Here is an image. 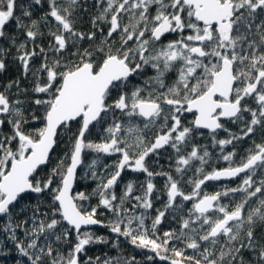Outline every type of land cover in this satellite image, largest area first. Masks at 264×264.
Masks as SVG:
<instances>
[{
  "label": "snow or ice",
  "instance_id": "6c2138e0",
  "mask_svg": "<svg viewBox=\"0 0 264 264\" xmlns=\"http://www.w3.org/2000/svg\"><path fill=\"white\" fill-rule=\"evenodd\" d=\"M94 6L98 11L90 21L92 30L85 32L75 26L79 0H64L63 4L49 0L43 19L49 22L52 18L56 30L49 32L46 51L34 44L42 35L38 22L24 25L15 16L16 0H0V38L6 36V26L12 20L17 28L26 29L27 40L17 46L16 58L24 74L31 73L35 81L31 91L37 95L31 103L43 108L42 115L33 112L30 117L41 125L27 130L26 101L12 100L9 95L19 81L0 91V127L10 125V134L0 132L3 231L11 234L31 264H81L80 254L86 246L106 242L86 230L91 225L108 227L136 248L150 250L170 264H245L244 250L254 252L257 264H264V235H256L257 225H264V178L255 179L257 170L264 171V142H254L239 164L233 160L235 150L223 151L226 145L253 134L256 126L264 131V0H94ZM101 25L107 27L106 35ZM166 34L177 38L162 43ZM84 40L89 41L88 47L82 46ZM27 41L34 46L29 48ZM69 48L73 51L66 56ZM37 56L41 62L33 68L31 61ZM5 67L0 59V71ZM146 67L155 74L126 91L130 79ZM170 73L175 79L166 83ZM116 112L126 119L116 118ZM186 114L192 116L187 123ZM109 117L112 123L102 129L106 135L98 142L89 140L91 128L102 126ZM136 118L142 119V127L134 122ZM223 121L242 124L241 134L229 132L228 138L217 140V130L228 132ZM74 122L79 123L75 131L71 127ZM202 130H208L213 143L220 146L227 167L205 172L210 154L203 146L191 144V150L184 153ZM152 131L155 134L149 139ZM63 134L68 135V150L47 175L38 176ZM166 148L176 153L175 171L181 176L193 161H199L195 178L187 181L191 192L186 194L181 180L170 173L149 169L148 158ZM88 150L98 154L88 165L98 183L91 194L74 192L77 169ZM117 153V161L104 165L101 173L96 171L99 154ZM126 169L146 174L139 185L141 194L133 195L137 186L129 181L117 196L114 189ZM241 174L244 178L236 187L203 191L208 181ZM158 175L166 177L167 202L156 210L149 229L145 212L153 207L157 190L153 178ZM237 193L242 198L233 206L220 203L222 197ZM31 194H35L36 203H21ZM45 195L50 200L47 205L42 199ZM91 195L99 197L98 204L85 207L82 202L89 201ZM177 198L193 202L188 218H180L179 231L160 235L157 226L166 213L170 209L183 211ZM129 201H135L131 208L125 206ZM100 207L114 219L107 223L98 219ZM137 208L145 211L136 214ZM21 214H26L25 218L17 220ZM18 229L25 239L18 240ZM73 232L75 243L65 254L60 247L69 243ZM178 243L183 247H177ZM187 249L195 254L187 255ZM85 264L101 262L99 257L95 262L89 257ZM103 264L139 262L135 257H115Z\"/></svg>",
  "mask_w": 264,
  "mask_h": 264
},
{
  "label": "trees",
  "instance_id": "16d2710c",
  "mask_svg": "<svg viewBox=\"0 0 264 264\" xmlns=\"http://www.w3.org/2000/svg\"><path fill=\"white\" fill-rule=\"evenodd\" d=\"M60 3H64V0H60ZM80 7L74 13L75 26L80 31H91V18L97 14L98 9L94 6V0H79ZM86 9V11H85ZM24 11L29 12L30 16H24ZM49 11V0H41L39 4L35 3V0H16V9L15 16L20 17L21 22L24 25H30L33 20L38 22L39 31L42 33L41 36H38L36 41L34 42L35 46L44 47L45 50H48L49 43L51 41V36L49 35L50 30H56V23L52 18H49V22H46L43 17ZM154 13V12H153ZM6 36L0 38V49L4 51L0 53V59L5 61V69L0 71V91H4L6 86L13 81H19L18 86H13L9 90V95L12 100L21 99L26 101V116L29 117V122L26 125L27 130H32L41 125V121H33L30 119L31 114L34 112L37 116L42 115L43 108L39 106H35L31 103L32 99L37 95L32 93L31 89L34 85V79L31 73L28 75L24 74L22 65L20 61L16 58L18 56L17 46L20 43L26 42L27 38L25 35L26 29H20L16 27L15 20L9 22L5 29ZM101 37L97 33V41H99ZM15 40V44L13 43ZM28 47L32 48L34 46L33 42L27 41ZM83 47L89 46V41L84 40L81 42ZM73 49L69 48L68 52L65 55H69ZM41 62V57L37 56L31 61L33 68H38ZM155 73L151 68H145L142 74L135 75L130 79L129 87L125 89L130 92L133 86L143 85L144 81L153 76ZM175 79L174 73H170L166 79V83H171ZM27 89L26 93H23L22 90ZM115 95V93H113ZM116 118L124 120L121 113L116 112ZM246 119L248 116L246 115ZM192 116L190 114H186L184 117L185 123L190 121ZM135 123H139L141 127L143 126V121L141 118H136ZM112 123L111 117L107 118L106 122L101 126L97 124L95 127H92L87 138L92 141L98 142L104 135L103 128H106L108 124ZM225 128L228 129V132L224 130H219L215 133L216 139H225L228 138L229 132L240 135L241 129L243 127L240 123H232L231 121H224ZM72 129L75 131L79 127L78 122H74L72 124ZM0 132L5 134H10V125L5 123L1 128ZM196 133L191 143L187 145L184 149V153L191 150V144H196L199 146H203L209 152V157L207 158L208 163L204 166L205 172H210L213 168H223L228 166V162L223 161L221 158V148L219 145H215L212 140V136L210 133L202 132ZM155 134L154 131L149 132V139ZM262 143L264 142V131H261L260 126H256V129L253 134L248 137H245L241 140H236L231 145H226L224 147V153L232 152L235 150L236 155L233 157V160L236 164H239L243 158H245L248 154V150L253 147V143ZM69 140L68 135L63 134L58 138V143L54 148V151L51 154V160L46 165L43 166L39 172L38 176L47 175L50 169L55 166L58 159L64 156V153L69 148ZM96 153L88 150L84 154V163L80 166L77 173V180L74 186V192H86L91 194L93 190L96 188L98 183L97 180L91 177V174L87 177H82V169L93 159L97 158ZM119 159V154H99V163L96 166V171L101 173L103 171L104 165L111 166L115 161ZM148 167L153 172H167L170 173L174 178L181 180V188L187 194L191 192L192 185L188 184L187 181L189 178H195V169L199 167V161H193L191 166L187 168V170L181 174L175 171L176 168V153L171 148H166L160 150L158 155H151L147 160ZM261 178H264V171L257 170V174L255 179L259 181ZM146 180V174L138 173L133 171L125 170L122 173L121 179L118 185L115 187V192L117 196L122 194L124 186L129 181H134L137 188L133 195H139V185L144 183ZM166 177L163 175H158L153 178V183L156 185V191L153 194V207L150 210L145 212L146 216V227L151 228L152 219L156 215L157 209H163L164 204L167 202V194L165 189ZM238 186L237 180L231 182H208L202 186L204 192L214 193L216 191H222L225 188H232ZM259 195V194H258ZM35 194H31L24 199L21 200V203L34 204L37 202L34 199ZM242 198L241 193L230 194L227 197H222L220 203L229 205V207L233 206L236 202H238ZM45 202V205L50 203L47 195L42 197ZM99 197L96 195H91L90 200L87 202H82L85 207L88 205L96 206L98 204ZM135 201H129L126 203V207L131 208L132 204ZM177 203L183 204V211L176 213L174 210H169L165 217L163 218L160 225L157 226L158 234L162 235L165 231H169L172 229H176L179 231L180 224L179 220L181 217L188 218V209L191 208V201H181L180 198L177 199ZM252 204H255V199H253ZM46 210V208L44 209ZM145 210L137 208L135 210L136 214H140ZM26 214H21L19 217H16L17 220H23ZM212 215H215L212 213ZM175 217V218H174ZM50 218V217H49ZM97 218L107 223V221L114 219L111 212L106 210L103 207H100L97 211ZM5 220H0V264H31V260L24 256L19 249L16 247V242H14L10 236V233L3 231V226ZM134 226V225H133ZM193 227H197L196 224H193ZM92 231L96 236H102L105 238L106 242L102 243H93L86 246L85 252L80 254L81 264H85L89 257L92 258V261L95 262L96 258L99 257L101 264L103 261L108 258L115 257H124L130 258L135 257L136 261L139 264H167L164 261L158 259V256L155 253L151 252L147 249H139L133 246L129 240L123 236H117V234L112 233L108 227L103 226L102 228H90L86 229ZM18 240H23L24 235L21 230H17ZM256 235L259 237L264 235V225H257L256 227ZM69 243L64 244L60 247V251L67 254L68 250L71 248L72 244L75 243V233L73 232L69 236ZM177 247H183L182 244H177ZM31 251L34 250H30ZM187 255H194L195 253L191 249L186 250ZM170 255V253H169ZM243 256L245 260V264H257L256 255L254 252H249L248 250L243 251ZM148 257H152L151 260ZM227 264V261H225Z\"/></svg>",
  "mask_w": 264,
  "mask_h": 264
},
{
  "label": "flooded vegetation",
  "instance_id": "af4514ba",
  "mask_svg": "<svg viewBox=\"0 0 264 264\" xmlns=\"http://www.w3.org/2000/svg\"><path fill=\"white\" fill-rule=\"evenodd\" d=\"M101 26L104 27V29H105V35H106L107 27L104 26V25H101ZM97 33H98V35L100 36V33H99V32H97ZM114 38H115V37H114ZM176 38H177V37H176V34H168V35H166L165 37H163V38L161 39V42L164 43V42H167V41H170V40L176 39ZM253 106H255V105L253 104ZM223 122H224V121H223ZM202 132H205V131H202ZM207 133H209V132H207ZM126 170L131 171L130 169H126ZM243 178H244V174L238 176V177H237L236 179H234V180H237V184L239 185V184L241 183V181H242ZM234 180H232V181H234ZM229 182H231V181H229Z\"/></svg>",
  "mask_w": 264,
  "mask_h": 264
},
{
  "label": "water",
  "instance_id": "95a60500",
  "mask_svg": "<svg viewBox=\"0 0 264 264\" xmlns=\"http://www.w3.org/2000/svg\"><path fill=\"white\" fill-rule=\"evenodd\" d=\"M166 35H168V34H166ZM165 35V36H166ZM165 36H163V37H165ZM162 37V38H163ZM0 118H2V117H0ZM1 128V127H0ZM202 131H205V132H209L208 130H202ZM219 130H217V132H218ZM80 168V167H79ZM79 168L77 169V173H78V170H79ZM242 175V174H241ZM237 178V177H236ZM236 178H231V179H221V180H219V181H208V182H229V181H232V180H234V179H236ZM208 182H206V183H208ZM74 186H75V183H74V185H73V190H74ZM96 227H99V228H102L103 227V225H91V226H87V229H90V228H96ZM158 259L159 260H161V261H164V262H166L167 264H170V261L169 260H162V259H160V257H158Z\"/></svg>",
  "mask_w": 264,
  "mask_h": 264
},
{
  "label": "rangeland",
  "instance_id": "374dc122",
  "mask_svg": "<svg viewBox=\"0 0 264 264\" xmlns=\"http://www.w3.org/2000/svg\"><path fill=\"white\" fill-rule=\"evenodd\" d=\"M152 11L154 12L155 11V9L153 8L152 9ZM168 42V41H167ZM167 42H164V43H167ZM118 154V153H117ZM92 161V160H91ZM91 161L82 169V172H81V174H82V177L84 178V177H87L88 175H89V173H90V170H89V168H88V165L91 163ZM178 199V198H177Z\"/></svg>",
  "mask_w": 264,
  "mask_h": 264
}]
</instances>
